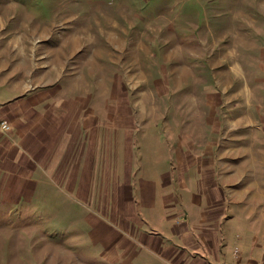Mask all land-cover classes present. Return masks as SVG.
<instances>
[{
	"label": "rangeland",
	"instance_id": "374dc122",
	"mask_svg": "<svg viewBox=\"0 0 264 264\" xmlns=\"http://www.w3.org/2000/svg\"><path fill=\"white\" fill-rule=\"evenodd\" d=\"M5 1L0 0L1 6L4 7ZM9 2L13 10L9 17L13 19L9 22L12 29L23 26L30 29L32 44L40 39L37 34L47 29L48 59L74 58L77 67L73 79H81L76 85L86 86L88 80L100 86L96 95L102 104L103 101L114 103L116 110L115 99L104 100L101 94L109 91L111 95L107 97H116L119 80L124 81L121 88L122 92L127 91V95L123 94L127 98V122L133 126L135 140L140 142L142 167L146 172L151 171L153 159L159 162L163 172H172L177 160L173 145L177 147L179 136L184 139L183 135L188 136L189 130L200 131L199 140L212 136L227 142L235 135L242 136V131L247 133V128L254 123H263L264 0ZM1 14L6 16L4 8ZM86 89L88 87L83 88ZM252 108L256 109V114L252 113ZM107 109L99 120L108 127L105 131L102 128L96 136L94 154L88 157L83 146H75L68 150L71 152L68 157L57 159L64 161L58 165L64 172L65 168L75 170L78 168L75 159L83 150L84 161L87 158L86 163L83 161L85 167H100L99 170H94V175L81 173L79 178L53 181L55 187L58 183L63 185L64 193L73 192L72 198L94 210L115 199L113 191L110 196L105 195L113 188L128 193L134 189L129 172L125 178V172H121L116 163L123 151L124 129L115 130L118 117ZM213 112L217 116L212 120ZM212 121L214 131L206 129ZM219 123L223 125L222 131ZM240 126L244 130L241 131ZM57 150L58 147L54 151ZM104 164H110L111 179L98 174L102 173ZM72 175L79 176L76 172ZM55 187L51 202L50 196L47 197V213L41 212L38 205L37 210L0 213V241L3 243L0 244V264H66L68 260L54 248L59 246L58 241H64L61 236L81 240L75 246L80 248L79 261L105 262L95 259L91 253L95 244L82 239L85 229L81 227L87 212L82 206L74 213L67 211L66 204L71 201L66 203L67 197L58 194ZM158 205L163 206L161 202ZM104 219L109 220L103 218L102 221Z\"/></svg>",
	"mask_w": 264,
	"mask_h": 264
},
{
	"label": "crops",
	"instance_id": "0c3cea01",
	"mask_svg": "<svg viewBox=\"0 0 264 264\" xmlns=\"http://www.w3.org/2000/svg\"><path fill=\"white\" fill-rule=\"evenodd\" d=\"M11 6L9 0L4 7L0 4V213L37 210V205L47 213L53 181L79 178L81 173L94 175L100 167H85L83 150L75 159L78 168H65L67 174L58 166L64 161L57 159H65L70 148L79 146L88 157L94 154L96 136L108 127L99 120L108 107L118 117L115 130L124 129L123 151L116 163L125 178L129 172L134 189L128 193L113 188L105 195L113 191L115 199L94 210L72 198L73 192L64 193L63 185L55 187L67 197L66 203L71 201L67 211L74 213L82 206L87 212L82 239L95 244L91 249L95 259L104 260L103 264H264V120L247 128V133L240 126L243 135L227 142L212 136L199 140L200 131L189 130L184 139L179 136L177 147L173 145L177 160L172 172H163L154 159L146 172L140 142L127 122L124 81L119 80V95L114 98L106 96L111 95L109 91L99 93L104 100L115 99L116 110L114 103L102 104L96 95L100 86L88 80L86 86L76 85L81 79H73L74 58L48 59L47 29L37 34L40 39L34 44L30 29H12ZM3 8L6 16H1ZM2 122L9 123L11 130H3ZM212 123L206 129L212 130ZM53 156L56 159L51 160ZM109 169L110 164H104L98 174L111 179ZM74 172L79 176H71ZM75 194L79 196L77 190ZM61 237L64 241L54 248L68 260L66 264H101L79 261L80 248L75 246L81 240Z\"/></svg>",
	"mask_w": 264,
	"mask_h": 264
},
{
	"label": "built area",
	"instance_id": "2783aa9c",
	"mask_svg": "<svg viewBox=\"0 0 264 264\" xmlns=\"http://www.w3.org/2000/svg\"><path fill=\"white\" fill-rule=\"evenodd\" d=\"M1 126H2V129L5 131H10L12 128L11 125L7 122H2Z\"/></svg>",
	"mask_w": 264,
	"mask_h": 264
}]
</instances>
